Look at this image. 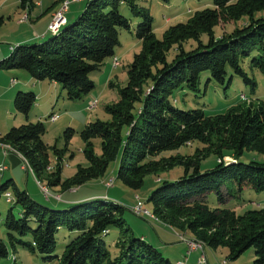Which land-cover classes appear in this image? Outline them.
Wrapping results in <instances>:
<instances>
[{
  "label": "trees",
  "instance_id": "1",
  "mask_svg": "<svg viewBox=\"0 0 264 264\" xmlns=\"http://www.w3.org/2000/svg\"><path fill=\"white\" fill-rule=\"evenodd\" d=\"M66 1L55 0L50 9ZM87 2L73 24L67 26L65 22L63 29L44 42L17 45L0 60V71H25L36 81L55 82L65 91L67 100H80L94 89L89 75L101 71L106 59L114 58L121 32H131V20L122 15L120 7L129 9L137 19L134 34L140 49L127 67V84L118 89V101L104 107L110 119L89 122L79 132L87 165H78L72 177L62 180V151L54 148L58 164L50 172L49 146L42 140L45 126L28 121L36 102L31 91L16 93L13 105L26 123L9 129L0 144L19 155L37 181L43 178L47 186L63 192L99 180L117 159L116 178L133 191H139L149 175L182 167V176L163 181L150 193L147 202L152 206L151 215L171 228L190 233L204 248L227 249L230 259L253 248V264H264V208L237 215L223 206L230 191L241 193L251 188L264 194V163L239 162L245 152L264 155V100H251L224 114L206 116L201 109H178L171 99L174 90L182 86L197 92L203 74L218 84H224L229 75L230 79L239 77L255 92L256 82L245 73L241 62L249 59V68L264 76V15H260L264 13V0H211L212 8L196 11L186 22L168 27L160 39L153 33L149 11L136 0ZM19 3L24 9L32 1ZM240 22L241 26L221 31L222 26ZM4 23L0 16V27ZM170 52H174L171 60ZM242 99L247 100L240 95ZM73 132L70 128L64 131L66 145ZM94 139H100L99 154L95 153ZM193 143L201 148L191 155L161 156ZM211 155L216 158L214 168L201 171V161ZM226 157L233 160L227 163ZM9 187L13 201H8ZM209 193H214L222 206L209 208L205 202ZM2 194L7 203L20 209L16 216L10 208L3 221L14 250L21 247L44 255L43 261L50 262L57 258L52 256L56 235L65 229L73 237L58 258L59 264H172L154 247L133 237L117 242L122 249L120 255L110 259L103 239L109 229L120 228L122 239L130 231L120 218L122 207L113 201L94 199L66 210H51L34 201L11 179L0 185ZM26 236L30 241L22 240ZM7 259L15 261L0 238V264Z\"/></svg>",
  "mask_w": 264,
  "mask_h": 264
},
{
  "label": "rangeland",
  "instance_id": "2",
  "mask_svg": "<svg viewBox=\"0 0 264 264\" xmlns=\"http://www.w3.org/2000/svg\"><path fill=\"white\" fill-rule=\"evenodd\" d=\"M67 2L69 5L64 17L68 22L67 26H69V24H73L80 17L88 2H71V0H67ZM136 2L139 6L146 8L152 16L153 33L158 39L162 37L163 32L168 27L186 22L194 14V12L201 11L205 8H212L211 0H169L168 3H163L159 0H136ZM7 5L0 4V16H3L5 20V23L0 27V36L2 38L9 36L10 38L12 36L15 37V35L19 32L17 24L19 20L22 21V13L19 10V5L16 7H13V5L8 7ZM188 10L191 11V14L187 13ZM120 11L123 16L131 20V34L127 31L121 32L120 41L122 49L120 50V55L118 56L119 67L112 69L110 66L112 58H108L105 62L104 69L89 75L95 86L88 94L90 95L88 97L93 98L92 101L94 100L96 105H89V102L85 105L84 102L86 100L84 101V97L77 101H68L66 100L64 93L60 96L57 92L53 93L52 91L51 103L53 108L50 109L49 112L54 111V113L59 115L56 123H51V120H48L51 117H57L56 115H52L48 118L49 113H47L46 115H40V117L36 119V117H32L34 107L31 110L30 115L33 121L30 122H41L45 126V133L42 140L49 146L48 159L50 172L55 171L56 165L58 164L54 148L62 151L60 161L62 180L72 177L78 165H87L82 152L84 149V142L81 140L79 132L89 122H94L96 120L108 121L110 119V117L105 113L104 107L118 101V89L127 84V67L130 65L133 55L139 52L138 47L135 45L137 39L134 34L137 19L130 14L129 9L126 6H121ZM260 15H264V13ZM8 16H11L10 20H8ZM241 25L242 22L235 25L230 24L227 27L222 26L221 31H230L234 28V26ZM217 32H219V30H217ZM49 35H51V33ZM7 44L14 45L11 42H7ZM254 53L257 54V51ZM173 55L174 52H170L168 59L171 60ZM241 66L248 77L256 82L254 93L251 92V85L244 83L239 77L233 76V78L230 79L229 75L227 76L224 84H218L212 80H208V74H203L201 75L197 92H193L185 86L174 90L171 96L174 106L181 110L201 109L206 116H215L218 114H224L229 108L238 104L243 103L248 105L251 103V100H264V76L258 70L249 68V59L243 60L241 62ZM60 89L61 88H59L58 92L61 91ZM27 91L30 90L23 92ZM240 95H244L247 100L242 99L241 101ZM21 117L22 116L16 112L13 103L7 108V106L4 103L2 104L0 101V138L3 137L12 127H18L26 123V121L24 122ZM69 121L72 122L69 123L71 125H67L66 122ZM68 128L73 129L74 132L69 143L66 145L63 136L64 131ZM92 143L95 153L99 154L100 139H94L92 140ZM4 148L6 151L8 150L6 156L4 155ZM197 148H201V145L193 143L190 146L185 145L181 147L178 151L164 152L161 156L169 157L175 154L187 156L193 154ZM11 152L10 147L0 144V165H4L7 168L3 173H1L0 185L7 180L13 179L15 185L19 189L26 190V184L28 183V186L35 195L34 198L36 200L32 197L31 198L38 204L51 210L62 211L76 204L65 203L64 198L57 201V195L62 196V194L71 192L66 191L59 193L55 190L56 188L47 186V183L43 178H40L39 181H37L34 175L28 170L24 160L19 158L16 163H14L12 159H10V156L8 155H11ZM232 160L233 159L229 157L224 158V161L227 163ZM250 161L264 163V155L255 152H245L239 159V162L242 163H248ZM215 164L216 158L211 155L201 161L200 169L201 171H206L214 168ZM118 166L119 159L109 165L105 175L102 179L100 178L101 180L97 183L90 182L89 184H86L76 196L65 197L86 198L85 196L99 191L102 194H107L110 200H113V202L122 207L120 218L125 223L124 228H127L130 231L128 237L122 239L123 235L121 234L120 228L111 227L109 229L108 235H106L103 239L108 247L110 259L114 260L120 255L122 249L116 246L117 242L121 240L127 242L129 237L140 239L141 236H144L142 240L154 247L164 258L170 260L172 264H176L177 260L184 263L185 258L186 260L188 259L185 264H199L198 261L202 255L201 251L191 252L187 256V248L184 254L180 250L182 245H186L185 242L180 240V236H183L188 241L194 240L193 236L190 233L171 228L162 221L158 220L156 217L152 218V206L147 202L150 193L155 188L160 186L163 181H175L182 176L183 168L175 167L169 172L161 173L159 175H149L145 178L144 186L139 191H133L123 186L117 180L116 176ZM110 179L113 180V185L109 188L103 181L108 180L109 182ZM157 179L161 182H158ZM37 182H39L40 185H38ZM43 186L47 189L46 196L48 198L45 196V193L40 190ZM225 186L229 187L230 185L226 182ZM7 191L10 193L12 188L9 187ZM94 199H85L80 201V203ZM138 199L143 204L142 208L149 214L139 216L133 213L132 209L137 205ZM225 200L227 201L223 206L232 209L237 215H242L249 210L264 208V194L256 193L251 188H245L241 193L230 191V197L228 198V196L225 195ZM205 202L209 208L222 206L218 203L217 196L214 193L207 194ZM10 208H12L14 215L17 216L19 214V207L14 205V203H7L4 194H2L0 196V238L7 244L9 256L15 260L13 262L8 261L7 259L2 264H59L58 258L62 255L66 244L70 241L73 235L65 229L59 230L56 235L57 244L52 254V256H56L57 258H54L50 262L43 261L44 255L30 253L21 247H16V250H14L8 242L7 230L3 226L5 215ZM22 240L30 241V236L23 237ZM205 251L208 255L206 258L207 264H253L255 260L253 248L246 250L236 259L228 258V251L223 247L211 249L205 246ZM104 264H106V262ZM120 264H125V262L123 261Z\"/></svg>",
  "mask_w": 264,
  "mask_h": 264
},
{
  "label": "crops",
  "instance_id": "3",
  "mask_svg": "<svg viewBox=\"0 0 264 264\" xmlns=\"http://www.w3.org/2000/svg\"><path fill=\"white\" fill-rule=\"evenodd\" d=\"M31 1H32V3L30 6L26 5V7L24 9H21L19 7V10L22 13L21 14L22 15L21 16L22 21L19 20V22L17 24V27L19 28L18 34L15 35V37L12 36L11 38H10V36L5 37V38H2L0 36V42H1L0 43V60L9 56V53L11 52L12 48L17 46V45L41 43V42H44L49 37H51V35H49L50 33L47 31V26H49L48 24L51 21L52 16L54 15L55 12H57L59 10L61 4L54 6L53 8L50 9V7L54 4L55 0H47V1H45V0H31ZM9 2H11V3H9ZM0 4H2V5L8 4L7 5L8 7H10V5H13V7L20 5L19 0H13V1L0 0ZM187 13L191 14V11L188 10ZM10 19H11V16H8V20H10ZM67 23L68 22L66 20V24ZM64 24H65V22L59 24L58 31L64 26ZM7 42L8 43L11 42L14 45L7 44ZM135 45L138 47V49H140V42L138 40L135 42ZM121 49H122V45H121V41H120V45L118 47V50L116 49L115 56H114L117 59H118V56L120 55ZM106 60H108V59H106ZM106 60H105V62H106ZM105 62H104L101 69H104ZM110 66L112 67V69L117 68V67L112 66V59L110 62ZM59 88H61V87L59 85H57L55 82H51L48 80L36 81L29 74H27L25 71H22V70L0 71V101L2 102V104L4 103L8 108V106L9 105L11 106V104L13 103L14 97L18 91L30 90L36 96V102H35V105L33 106L34 110L32 112V117H36V119L38 117H40V115H46L47 113H49L48 118L52 115L57 116V119L54 122H52V121H50V119H48L51 123H56L58 121L59 115L54 113V111H51V112H49V111H50V109L53 108V105L51 103L52 102L51 92L52 91H53V93L57 92L58 95H60V96L63 93L65 94V91L62 90V88L60 89L61 91L58 92ZM88 96H90V95L84 96V101L86 100L84 102L85 105L88 102L90 103L93 99V98H89ZM65 98H66V94H65ZM66 100H67V98H66ZM30 114H31V112H30ZM30 114L28 116L29 122L33 121ZM21 118L24 122L26 121V119L23 116ZM71 121H72V119H71ZM71 121L66 122L67 125H71V124H69V123H72ZM66 123H65V125H66ZM7 152H8V150L6 151L4 148V155L5 156L7 155ZM11 153L12 154L8 155V156H10V159H12V161L14 163H16L17 159H19V158L22 159L15 152L12 151ZM4 167L6 168V166H4ZM101 179H99V180H101ZM11 180L15 184L14 180L13 179H11ZM99 180H95V181H91V182L97 183ZM103 182L106 184L108 182V180L103 181ZM89 183H87V184H89ZM85 185H83L79 188H74V189L69 190L71 193L62 194V196L57 195L56 197L59 199V200L57 199V201H60L64 198L65 203H69V204L76 203L77 204V203H80V201H82V200L92 199V198L93 199L98 198V199L110 200L108 198L107 194H102L99 191L97 193H91V194L85 196L86 198H82V197L81 198H65L68 196H76L80 192V190H82V188ZM55 190H57V192H59V193H63V191H60L59 188H56ZM25 191L32 198L35 197L33 192L30 190L28 183L26 184V190ZM110 201H113V200H110ZM143 238H144V236H141V239H143ZM186 248H187L186 245H182L180 247V250L183 252V254L186 251ZM204 254H205V257L207 258L208 255H207L205 249H204ZM187 260L185 261V263L187 262ZM177 263H182V262L177 260L176 264Z\"/></svg>",
  "mask_w": 264,
  "mask_h": 264
},
{
  "label": "built area",
  "instance_id": "4",
  "mask_svg": "<svg viewBox=\"0 0 264 264\" xmlns=\"http://www.w3.org/2000/svg\"><path fill=\"white\" fill-rule=\"evenodd\" d=\"M76 1H84V0H71V2H76ZM68 5H69V3H67V5L64 8H62L61 10H59V17L54 18L52 24L47 27V31L49 33H53L54 30H56V27L59 26V24H61L63 22H66V18L64 16H65V13L67 12ZM112 66L113 67H118L119 66V61H118V59L116 57H114L112 59ZM94 104H96V102L93 100V101L90 102L89 105H94ZM88 109H89V106H88ZM54 121L55 120H53L52 122H54ZM5 169L6 168L3 165H0V177H1V173H3V171H5ZM112 185H113V180L110 179L109 180V184H107L106 186L107 187H112ZM7 194H8V201H13V196L9 192H7ZM45 196H46V194H45ZM142 207H143V204L138 199L137 205L132 209L133 213L136 214V215H139V216H141L143 214L146 215V211ZM182 241L185 242V244H186V247H187V256L191 252L199 251L195 247H193V245L191 243H188V240H182ZM201 252H202V255L200 256V259H199L198 262H199V264H207L204 251H201ZM185 261H186V258H185ZM182 264H185V262L182 263Z\"/></svg>",
  "mask_w": 264,
  "mask_h": 264
},
{
  "label": "bare ground",
  "instance_id": "5",
  "mask_svg": "<svg viewBox=\"0 0 264 264\" xmlns=\"http://www.w3.org/2000/svg\"><path fill=\"white\" fill-rule=\"evenodd\" d=\"M84 1H87V0H84ZM67 1L65 2V3H63L61 6H60V9L59 10H61L62 8H64L66 5H67ZM57 17H59V11L58 12H56L53 16H52V19H51V21L49 22V26L52 24V22H53V20H54V18H57ZM48 27V26H47ZM58 32V27H56V30H54V32L52 33V34H56ZM94 105H96V104H94ZM57 119V117H51L50 118V120L51 121H53V120H56ZM38 185H40V184H38ZM41 190L45 193V194H47V189L46 188H44V187H41ZM57 198V197H56ZM58 199V198H57ZM146 214H149L147 211H146ZM151 217L152 218H154L152 215H151ZM180 240H186L183 236H180ZM188 243H191L192 245H193V247H195L197 250H199V251H204V245L202 244V243H200V242H197V241H195V240H189L188 241ZM177 264H182V263H177Z\"/></svg>",
  "mask_w": 264,
  "mask_h": 264
}]
</instances>
